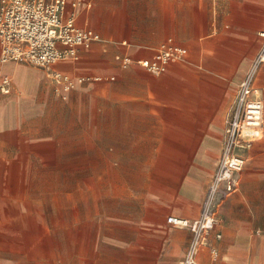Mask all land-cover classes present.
I'll use <instances>...</instances> for the list:
<instances>
[{
  "label": "crops",
  "instance_id": "0c3cea01",
  "mask_svg": "<svg viewBox=\"0 0 264 264\" xmlns=\"http://www.w3.org/2000/svg\"><path fill=\"white\" fill-rule=\"evenodd\" d=\"M66 1L99 36L53 67L71 89L0 57V264H181L194 235L167 219L198 218L253 69L264 106V0ZM167 39L187 55L154 76ZM243 156L197 264H264V112Z\"/></svg>",
  "mask_w": 264,
  "mask_h": 264
},
{
  "label": "built area",
  "instance_id": "2783aa9c",
  "mask_svg": "<svg viewBox=\"0 0 264 264\" xmlns=\"http://www.w3.org/2000/svg\"><path fill=\"white\" fill-rule=\"evenodd\" d=\"M82 3L83 0H72L71 6L78 8ZM66 5V0H0V57L3 61L44 69L49 79L64 90H69L73 87L72 79L53 67L60 62L77 60L79 49H89L93 42L99 40V36L89 29L77 28L74 15L66 14ZM259 37L263 42L255 65L264 63V32L259 33ZM186 55L184 48L167 39L155 50L151 59L141 60L138 65L159 76L169 64L183 61ZM122 62L128 65L130 60L124 58ZM254 71L238 86L234 107L226 120V140L219 165L206 188L198 218L167 219V223L186 228L194 235L181 264H197V256L217 224L219 196L227 197L235 192L236 176L242 172L245 164L243 153L262 138L264 106L251 82ZM0 91L9 93L10 79L7 77L2 79ZM216 237L220 238V235Z\"/></svg>",
  "mask_w": 264,
  "mask_h": 264
},
{
  "label": "rangeland",
  "instance_id": "374dc122",
  "mask_svg": "<svg viewBox=\"0 0 264 264\" xmlns=\"http://www.w3.org/2000/svg\"><path fill=\"white\" fill-rule=\"evenodd\" d=\"M46 75H47V71H46Z\"/></svg>",
  "mask_w": 264,
  "mask_h": 264
}]
</instances>
